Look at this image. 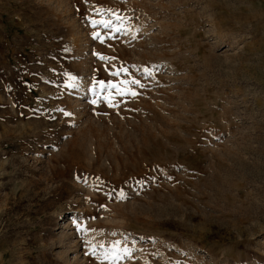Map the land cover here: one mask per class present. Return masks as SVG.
I'll use <instances>...</instances> for the list:
<instances>
[{
    "label": "rangeland",
    "instance_id": "obj_1",
    "mask_svg": "<svg viewBox=\"0 0 264 264\" xmlns=\"http://www.w3.org/2000/svg\"><path fill=\"white\" fill-rule=\"evenodd\" d=\"M0 264H264V0H0Z\"/></svg>",
    "mask_w": 264,
    "mask_h": 264
},
{
    "label": "snow or ice",
    "instance_id": "obj_2",
    "mask_svg": "<svg viewBox=\"0 0 264 264\" xmlns=\"http://www.w3.org/2000/svg\"><path fill=\"white\" fill-rule=\"evenodd\" d=\"M117 20H121L122 18L120 16H116ZM97 23V21H93V24ZM100 24L103 25V27L109 29V34L107 35L108 39H114L115 38V33H121L122 31H124V29L120 26H114L112 24V22L109 21H99ZM95 39L101 40V42H104V37L101 36L100 33H94L93 34ZM98 58L104 61H110L113 58H109V57H105L103 55L98 54ZM123 72L125 73V75H127V69L124 67H120L118 70L113 71L112 75L114 76H119L120 73ZM145 75H151V70L149 69H145L144 70ZM102 90L103 89H111V90H115V92L121 96L126 95V94H131L133 97H135L136 95H138V93L134 90H132L130 87H125V88H121V85H130V84H134V85H139L141 87H143V85H141V82L137 79H132L130 81H120L119 83H109V84H105V82H100ZM93 103H96V101H93ZM109 106L114 107L116 106L114 103H112V100L109 98ZM67 115H71L70 113H66ZM125 197L123 196V194H121V199H124ZM103 207V206H102ZM125 252H127V249H124ZM107 255V254H106Z\"/></svg>",
    "mask_w": 264,
    "mask_h": 264
}]
</instances>
